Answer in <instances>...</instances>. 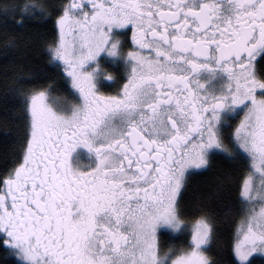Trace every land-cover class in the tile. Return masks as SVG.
Instances as JSON below:
<instances>
[{"label":"snow or ice","instance_id":"snow-or-ice-1","mask_svg":"<svg viewBox=\"0 0 264 264\" xmlns=\"http://www.w3.org/2000/svg\"><path fill=\"white\" fill-rule=\"evenodd\" d=\"M0 57V264H264V0H0Z\"/></svg>","mask_w":264,"mask_h":264},{"label":"trees","instance_id":"trees-1","mask_svg":"<svg viewBox=\"0 0 264 264\" xmlns=\"http://www.w3.org/2000/svg\"><path fill=\"white\" fill-rule=\"evenodd\" d=\"M33 55L39 59L41 66L47 68L45 61L43 60V57L38 54L37 52H34ZM4 64L5 61L3 57H0V93L3 92V89L5 87L4 84V76H3V71H4ZM8 111L7 113L5 112V105L2 96H0V156L4 154L5 151L10 150L11 147L13 146L12 143V138L11 136L5 135L6 129L8 131H11V118L15 116L14 112V105L12 102H9L7 105ZM9 117V124L6 126L5 125V117ZM228 167L227 163L225 161H219L217 164L218 169H226ZM201 183L204 184H211L214 179H215V173L208 174L207 176L200 177L198 178Z\"/></svg>","mask_w":264,"mask_h":264},{"label":"flooded vegetation","instance_id":"flooded-vegetation-1","mask_svg":"<svg viewBox=\"0 0 264 264\" xmlns=\"http://www.w3.org/2000/svg\"><path fill=\"white\" fill-rule=\"evenodd\" d=\"M84 162L87 163V159L86 158L84 159Z\"/></svg>","mask_w":264,"mask_h":264}]
</instances>
